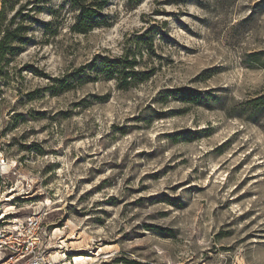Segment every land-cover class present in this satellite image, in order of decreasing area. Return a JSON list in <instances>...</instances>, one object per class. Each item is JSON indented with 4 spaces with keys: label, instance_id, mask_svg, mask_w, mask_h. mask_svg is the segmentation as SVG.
Wrapping results in <instances>:
<instances>
[{
    "label": "rangeland",
    "instance_id": "rangeland-1",
    "mask_svg": "<svg viewBox=\"0 0 264 264\" xmlns=\"http://www.w3.org/2000/svg\"><path fill=\"white\" fill-rule=\"evenodd\" d=\"M11 1L0 223L40 225L0 264H264V0Z\"/></svg>",
    "mask_w": 264,
    "mask_h": 264
},
{
    "label": "trees",
    "instance_id": "trees-1",
    "mask_svg": "<svg viewBox=\"0 0 264 264\" xmlns=\"http://www.w3.org/2000/svg\"><path fill=\"white\" fill-rule=\"evenodd\" d=\"M3 9L0 13V33L2 32V22L4 20V15L6 9H8L7 4H11L9 8L13 7L14 2L11 0H2ZM109 0H70L71 8L76 11L74 16V23L71 25V30L75 33H87L96 27L107 24V19L103 15V9L107 6ZM33 13L39 6L32 4L29 7ZM21 10V9H20ZM20 10L18 12H20ZM36 13V12H35ZM34 13V14H35ZM20 26L14 30H6L4 36L0 38V60L5 56L6 52L11 49V40L18 38V31ZM114 61L108 57H105L101 63L100 67L107 72V76H117L120 78L123 84H126L128 78L133 80L140 79L145 80L148 78L147 74L143 71L136 70L133 68L136 61L129 60L128 57H120ZM119 73V74H118Z\"/></svg>",
    "mask_w": 264,
    "mask_h": 264
},
{
    "label": "built area",
    "instance_id": "built-area-1",
    "mask_svg": "<svg viewBox=\"0 0 264 264\" xmlns=\"http://www.w3.org/2000/svg\"><path fill=\"white\" fill-rule=\"evenodd\" d=\"M24 224L21 227L15 225L8 228L0 223V252H11V257L15 259L32 252L40 222L36 217H31ZM20 243H24L25 247L19 249Z\"/></svg>",
    "mask_w": 264,
    "mask_h": 264
},
{
    "label": "bare ground",
    "instance_id": "bare-ground-1",
    "mask_svg": "<svg viewBox=\"0 0 264 264\" xmlns=\"http://www.w3.org/2000/svg\"><path fill=\"white\" fill-rule=\"evenodd\" d=\"M84 258H85V257L81 256V257L76 258V260H82V259H84Z\"/></svg>",
    "mask_w": 264,
    "mask_h": 264
}]
</instances>
